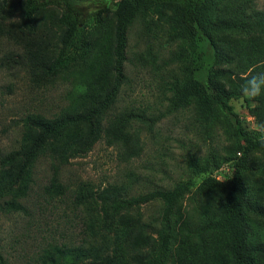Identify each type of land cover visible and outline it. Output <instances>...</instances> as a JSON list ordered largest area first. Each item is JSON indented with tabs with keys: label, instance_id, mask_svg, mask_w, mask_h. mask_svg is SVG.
Listing matches in <instances>:
<instances>
[{
	"label": "rangeland",
	"instance_id": "374dc122",
	"mask_svg": "<svg viewBox=\"0 0 264 264\" xmlns=\"http://www.w3.org/2000/svg\"><path fill=\"white\" fill-rule=\"evenodd\" d=\"M107 2L109 9L116 8L117 0ZM63 7L61 0H0V174L8 168L2 162L7 156L18 170L22 137L26 130L33 132L29 122L79 114L109 91L114 59L108 53V36L113 20L110 13L99 15L88 8L90 3L84 6L83 23L72 40V61L52 73L45 70L62 47L64 27L58 20ZM257 12L264 15V0H216L211 11L215 20L238 16L251 23L245 31L218 35L224 51L236 56L229 66L233 73H248L264 64V34L254 30ZM158 15L149 29L140 19L129 28L125 78L115 99L95 120L97 139L90 151L72 154L76 144L71 145L68 137L79 140L87 132L85 127H72L68 136L42 149L20 182L0 191V264H43L52 255L59 264H70L79 248L90 254L75 257L74 264H134L128 240L140 223L150 227V246L141 253L143 264H232L226 232L212 226L220 215L224 188L209 194L197 191L210 173H198L199 169L214 171L236 162L228 119L217 111L205 124L194 104L172 108L170 86L184 79L188 61L182 54L184 43ZM91 67L101 85L89 91L82 77ZM231 104L243 127L264 137V126L252 113V97L233 99ZM113 133L117 140L109 144ZM53 149L64 150L65 160L54 159ZM249 159V168L242 173L248 241L264 249V216L250 210L264 209V150ZM227 172L223 167L215 173L221 181L227 175L225 185L232 176ZM180 184L188 191L173 211L168 249L160 252L157 232L163 203L130 201ZM105 193L118 203L114 214L98 198ZM55 248L62 254L55 256ZM253 257L264 264V251L253 249Z\"/></svg>",
	"mask_w": 264,
	"mask_h": 264
},
{
	"label": "trees",
	"instance_id": "16d2710c",
	"mask_svg": "<svg viewBox=\"0 0 264 264\" xmlns=\"http://www.w3.org/2000/svg\"><path fill=\"white\" fill-rule=\"evenodd\" d=\"M29 3L38 0H26ZM63 12L59 18V23L64 27L61 38V50L58 58L45 67L48 73L65 67L74 57L73 37L83 23L86 3H90V9L96 12L110 13L113 20V28L108 36L110 44L109 55L114 59L109 91L100 102H95L91 107H87L81 113L57 120H38L29 122L22 141L23 148L20 154V164L18 170L12 168L13 159L10 156L4 157L2 162L8 168L1 171L0 191L6 190L24 178L37 155L49 143L62 140L69 135L72 127H85L87 132L84 137L77 140L76 136L70 135V144H76L72 149L73 155L84 154L92 148L97 137L95 131V120L109 107L124 80L123 63L126 60L125 50L127 43V33L135 20L141 22L149 29L155 22L154 15L163 17L170 28L176 33L179 41L184 43L182 54L187 59L188 64L184 68L185 75L182 81L176 80L170 86V103L173 109H184L194 104L197 116L205 123H210L216 116L217 111L223 112L227 119L234 144V152L238 154L236 162L223 167L228 168L227 174H232L231 179L226 183L224 180L216 178L215 173L221 168L211 171L209 167L199 169L198 173H208L199 184L197 191L201 194H209L212 189H223L224 193L220 198V215L212 223L214 229L224 230L227 235V251L232 264H257L253 257V249L259 252L264 251L259 244H249L246 219L244 215L247 203V185L242 173L249 168L250 155L264 150V137L261 133L247 131L240 120L238 113L234 110L231 101L245 97L246 85L250 80H254V86L264 82V64L258 65L248 73H233L229 68L236 62V56H232L224 51L218 42V35L233 31H245L251 27V23L242 21L238 16L231 19H213L211 11L215 7L216 0H117L116 8L109 9L107 0H61ZM240 13V12H239ZM254 30L264 34V15L255 13ZM255 20V21H256ZM253 21V22H255ZM240 50V49H236ZM235 50V51H236ZM241 51V50H240ZM239 60L243 61V55L236 54ZM72 61V60H71ZM245 72V71H244ZM93 76V68L83 74L82 79L90 91L92 86L98 82ZM103 75H101L102 80ZM97 85H101L98 83ZM92 91V90H91ZM255 105L252 109L253 116L260 126H264V87H261L259 95L251 96ZM123 132L119 134V139ZM108 143L117 140L115 133L112 138L108 137ZM54 159L64 161L65 151L53 149ZM188 191L186 184L175 186L172 190H157L140 196L130 201V203L144 204L150 201L159 200L163 203L161 214V228L157 232L159 251L168 249L171 240L173 211ZM99 200L107 204V211L112 214L117 211L118 203L109 194L100 195ZM256 216H264V209L250 208ZM149 225L140 223L128 240V247L133 255L131 260L134 264H143L144 256L142 251L150 246V238L147 236ZM77 253L73 257L85 256L90 251L82 248L75 250ZM58 248L54 249V255H61ZM96 257V255H93ZM1 261V257H0ZM58 258H52L43 264H59ZM73 261L70 264H74ZM89 264H110L92 261Z\"/></svg>",
	"mask_w": 264,
	"mask_h": 264
},
{
	"label": "clouds",
	"instance_id": "9594fccd",
	"mask_svg": "<svg viewBox=\"0 0 264 264\" xmlns=\"http://www.w3.org/2000/svg\"><path fill=\"white\" fill-rule=\"evenodd\" d=\"M255 81L252 79L248 82L246 85L247 91H245V94L254 96L259 95L261 91V87H264V82H261L258 86H254Z\"/></svg>",
	"mask_w": 264,
	"mask_h": 264
},
{
	"label": "built area",
	"instance_id": "2783aa9c",
	"mask_svg": "<svg viewBox=\"0 0 264 264\" xmlns=\"http://www.w3.org/2000/svg\"><path fill=\"white\" fill-rule=\"evenodd\" d=\"M216 178L220 180V177H219V175H217V176H216Z\"/></svg>",
	"mask_w": 264,
	"mask_h": 264
}]
</instances>
